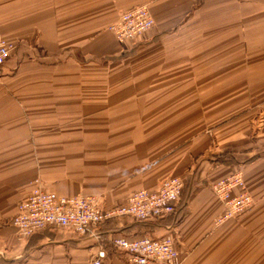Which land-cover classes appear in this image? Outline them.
Returning a JSON list of instances; mask_svg holds the SVG:
<instances>
[{"label":"crops","instance_id":"crops-1","mask_svg":"<svg viewBox=\"0 0 264 264\" xmlns=\"http://www.w3.org/2000/svg\"><path fill=\"white\" fill-rule=\"evenodd\" d=\"M142 5L153 27L118 43L108 28ZM0 34L17 48L0 69V264H128L113 238L165 235L180 264H264V0H0ZM237 171L254 204L217 225L211 186ZM176 177L173 215L96 239L11 224L37 185L113 208Z\"/></svg>","mask_w":264,"mask_h":264},{"label":"built area","instance_id":"built-area-1","mask_svg":"<svg viewBox=\"0 0 264 264\" xmlns=\"http://www.w3.org/2000/svg\"><path fill=\"white\" fill-rule=\"evenodd\" d=\"M153 15L147 6L122 12L108 31L118 43L133 42L149 32L154 25ZM16 45L0 34V69L16 50ZM244 174L240 171L211 186L216 198L222 203L223 214L217 225L237 218L253 205L254 201L245 187ZM184 183L171 178L155 192L135 191L126 204L113 208L104 207L96 196L60 197L49 194L37 185L25 201L17 206L11 221L21 238H29L46 229H61L80 237L98 238L96 227L119 218L129 217L139 222L161 220L176 211ZM112 247L124 253L128 264H180L176 245L170 235L159 238L115 237ZM104 252H97L91 264H103Z\"/></svg>","mask_w":264,"mask_h":264},{"label":"rangeland","instance_id":"rangeland-1","mask_svg":"<svg viewBox=\"0 0 264 264\" xmlns=\"http://www.w3.org/2000/svg\"><path fill=\"white\" fill-rule=\"evenodd\" d=\"M142 36V35H141ZM257 119L259 120V116H257ZM238 172V171H237ZM241 172V171H240ZM236 173V172H235ZM242 174H243V172H241ZM245 182V181H244ZM245 187H246V185H245ZM247 190H248V188H247ZM249 193V192H248ZM251 196V195H250ZM253 200V199H252ZM254 204V203H253ZM251 207V206H250Z\"/></svg>","mask_w":264,"mask_h":264}]
</instances>
